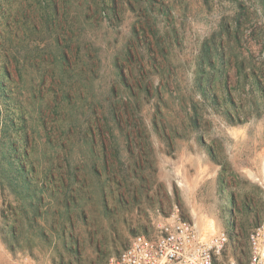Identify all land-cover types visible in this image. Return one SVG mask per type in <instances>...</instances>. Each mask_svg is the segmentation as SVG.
Returning a JSON list of instances; mask_svg holds the SVG:
<instances>
[{
    "label": "rangeland",
    "instance_id": "rangeland-1",
    "mask_svg": "<svg viewBox=\"0 0 264 264\" xmlns=\"http://www.w3.org/2000/svg\"><path fill=\"white\" fill-rule=\"evenodd\" d=\"M174 214L247 262L264 0H0V264H107Z\"/></svg>",
    "mask_w": 264,
    "mask_h": 264
},
{
    "label": "built area",
    "instance_id": "built-area-1",
    "mask_svg": "<svg viewBox=\"0 0 264 264\" xmlns=\"http://www.w3.org/2000/svg\"><path fill=\"white\" fill-rule=\"evenodd\" d=\"M229 242L225 229L204 237L196 223L174 214L157 224L154 235H134L107 264H217ZM249 242L250 255L245 264H264V218L251 230Z\"/></svg>",
    "mask_w": 264,
    "mask_h": 264
},
{
    "label": "trees",
    "instance_id": "trees-1",
    "mask_svg": "<svg viewBox=\"0 0 264 264\" xmlns=\"http://www.w3.org/2000/svg\"><path fill=\"white\" fill-rule=\"evenodd\" d=\"M210 58L207 56V57H204V61H207L209 60Z\"/></svg>",
    "mask_w": 264,
    "mask_h": 264
},
{
    "label": "crops",
    "instance_id": "crops-1",
    "mask_svg": "<svg viewBox=\"0 0 264 264\" xmlns=\"http://www.w3.org/2000/svg\"><path fill=\"white\" fill-rule=\"evenodd\" d=\"M33 202H34V201H33ZM33 202H32V203H33ZM34 203H35V202H34ZM30 205H31V204H30ZM34 218H35V217H34Z\"/></svg>",
    "mask_w": 264,
    "mask_h": 264
}]
</instances>
